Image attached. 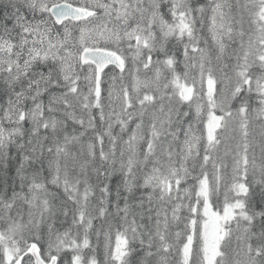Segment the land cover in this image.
<instances>
[{
  "label": "snow or ice",
  "instance_id": "obj_1",
  "mask_svg": "<svg viewBox=\"0 0 264 264\" xmlns=\"http://www.w3.org/2000/svg\"><path fill=\"white\" fill-rule=\"evenodd\" d=\"M0 264H264V0H0Z\"/></svg>",
  "mask_w": 264,
  "mask_h": 264
},
{
  "label": "clouds",
  "instance_id": "obj_2",
  "mask_svg": "<svg viewBox=\"0 0 264 264\" xmlns=\"http://www.w3.org/2000/svg\"><path fill=\"white\" fill-rule=\"evenodd\" d=\"M14 179V173L9 171L5 174V171L0 170V183H5Z\"/></svg>",
  "mask_w": 264,
  "mask_h": 264
}]
</instances>
